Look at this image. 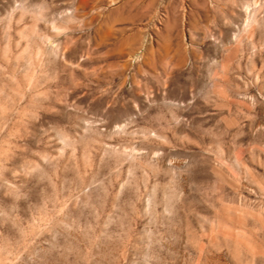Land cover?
<instances>
[{
  "label": "rangeland",
  "instance_id": "obj_1",
  "mask_svg": "<svg viewBox=\"0 0 264 264\" xmlns=\"http://www.w3.org/2000/svg\"><path fill=\"white\" fill-rule=\"evenodd\" d=\"M0 264H264V0H0Z\"/></svg>",
  "mask_w": 264,
  "mask_h": 264
}]
</instances>
